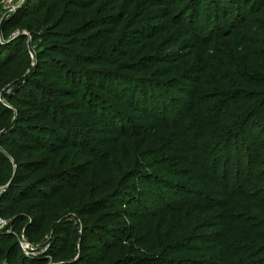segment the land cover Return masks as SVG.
<instances>
[{
    "label": "trees",
    "instance_id": "obj_1",
    "mask_svg": "<svg viewBox=\"0 0 264 264\" xmlns=\"http://www.w3.org/2000/svg\"><path fill=\"white\" fill-rule=\"evenodd\" d=\"M203 14L221 22L216 37ZM0 79V92L11 84L0 101V263L215 264L189 259L188 245L152 224L139 235L91 223L113 206L89 188L92 177L105 186L134 173L137 154L166 171L140 181L142 192L193 195L183 180L207 177L224 148L228 163L242 152L223 178L243 203L218 215L219 262L264 264V0H25L0 24ZM174 90L183 114L170 119ZM67 191L76 201L56 207ZM200 195L205 219L216 200ZM187 225L179 215L180 233ZM20 233L32 245L50 234L47 251L27 256Z\"/></svg>",
    "mask_w": 264,
    "mask_h": 264
},
{
    "label": "rangeland",
    "instance_id": "obj_2",
    "mask_svg": "<svg viewBox=\"0 0 264 264\" xmlns=\"http://www.w3.org/2000/svg\"><path fill=\"white\" fill-rule=\"evenodd\" d=\"M24 2L25 0H0V24L2 20L7 18L8 16L16 14L18 10L23 6ZM205 17H207L206 14H203L204 21L202 22V26L205 30L213 32L212 35L215 34L216 37V34L220 33V31L216 29L220 28L221 22L217 21L214 14L210 19L211 23H209V19L207 21ZM16 35L17 34H15V36ZM29 52L30 54H33L34 47L29 48ZM4 67L5 66H3L1 69H5ZM0 81H2V79H0ZM10 86L11 84L7 86L5 85L0 92V101L3 103H5L4 94L10 92ZM171 97L173 98V101H168L166 103L169 106L168 108L163 109V107H160L163 109H161L162 112L164 111L165 113L162 115L173 119L176 116H181V113L183 112L182 106L178 105L179 99L182 97V95L174 90ZM237 154L236 151L233 150L231 156L232 161L228 163L226 151L224 148H221L219 152H217V154L214 156L215 161H213V164L210 163L209 165H207V169L209 172L206 175L208 176L214 175V172H216L215 167H217L218 165L219 172H217V174L219 176L217 178V181L216 179H211L210 177L208 178V176H204V174L200 172L199 169H196L193 175L198 176V184H195V182H185V180H183V183H187V187L190 188L191 191H195V194H182L180 195L179 199H171L166 196V193L162 189H160L158 185H154V182H152L155 188L154 192L148 194L142 192L141 188L139 187L140 181H145V177H154L155 175L165 176L166 171L163 170V167L156 166L158 162H156V158L154 156L144 160L139 155L135 154L134 163L136 171L134 173L130 172L126 177L120 178L117 184L104 186L98 183V185H95L93 177L91 178L89 189H93L97 193H103L104 197L109 199L108 203L113 206L112 210H110L111 212H101L100 214H97V216H95L91 220V223H100V225H106L110 229L119 232L124 231L128 234L132 231H136L139 235L144 233L143 231H141V228H145L146 225L152 224L154 226H158L157 229L162 232L164 237L169 238L170 236H174L175 241L183 242L185 245H188V247H190L192 251L187 254V257L189 259H194L196 260L195 262L204 259H211L215 264H221V262H219V258L221 257L220 254L222 251L221 249H218L216 242L213 241V237L218 231V228L214 225L218 223V215L223 213V211L229 206L230 203H243L242 199L231 198V196H227L229 194L228 191L231 190L233 183L228 184L227 181L223 178L224 173H226V169L231 170L238 167L240 161L239 156H242V152L238 151ZM116 159H122L119 153L116 156L112 157V161H115ZM214 163H216V166H214ZM151 166H153V168ZM240 183V178H238V183L236 185L239 186ZM236 190H238V188ZM200 193L207 194L209 197L216 200V204L214 205L215 208L209 212L208 218L205 219H198L197 217V213L199 212L197 206L205 208ZM225 193L228 194L226 195ZM69 197H72L71 200L76 201L74 192L67 191L65 192V194L58 198L55 206L58 208H62L63 206L67 207L70 200ZM130 198L136 199L137 201H139V203L134 207H131L129 205L123 206L122 210H120V208H117V206L126 203L127 199ZM169 205H172L176 210L170 212ZM179 215H183L186 223H188V225L186 226V231H184L183 233H180L181 231L178 227H176V220ZM87 219L88 217L82 218L80 220V223H84ZM201 221L207 222V226L209 228L206 230H202L197 227L198 224L196 223H200ZM5 229L0 230V234H3ZM18 235L20 247L24 241L32 247L31 249L33 250V255L30 256H36L40 252L42 253L47 251L48 244H46V242L50 234H47L46 236L41 238V240L36 245L30 244L25 239L23 233H20ZM79 236L80 234L75 235L74 239L78 241ZM198 237L199 239H197ZM203 238L207 239V245L202 244V242L200 244L199 241H204ZM132 244H134V242L130 241L127 245L128 247H132ZM135 249L136 253H149L148 245L141 247L136 246ZM195 249L196 252H194ZM1 259L2 261L0 264H8L7 261L4 260V258Z\"/></svg>",
    "mask_w": 264,
    "mask_h": 264
},
{
    "label": "built area",
    "instance_id": "obj_3",
    "mask_svg": "<svg viewBox=\"0 0 264 264\" xmlns=\"http://www.w3.org/2000/svg\"><path fill=\"white\" fill-rule=\"evenodd\" d=\"M1 192H2V189L0 188V194H1ZM8 224H9V222L2 219L0 216V230L7 228ZM21 247L27 256L33 255V250L31 249L32 247L27 242L24 241L21 244Z\"/></svg>",
    "mask_w": 264,
    "mask_h": 264
}]
</instances>
